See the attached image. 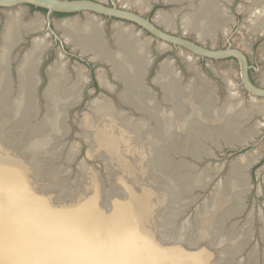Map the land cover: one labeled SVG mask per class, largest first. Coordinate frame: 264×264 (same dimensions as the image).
Segmentation results:
<instances>
[{"label": "bare ground", "instance_id": "bare-ground-1", "mask_svg": "<svg viewBox=\"0 0 264 264\" xmlns=\"http://www.w3.org/2000/svg\"><path fill=\"white\" fill-rule=\"evenodd\" d=\"M158 1L121 0L123 7L137 9L142 13L148 11L152 7V3ZM194 1L163 0V3L166 4L180 5L185 2L188 3V8L185 12H175L174 15L158 12L156 22L168 32H174L177 30L176 20L180 19L183 35L194 33L203 42L207 39L214 41L217 34L227 35L232 22V17L228 15L230 10L227 5H230L232 0H201L198 5H195ZM248 2L249 11L246 21L249 22L253 35L264 36V0H248ZM243 8L240 6V9ZM85 15L99 18L94 14L86 13ZM23 21V19L8 18L0 39V112L2 108H5V110L8 109V112H13V116L17 115L21 123L27 121H25L24 129H27L25 137L29 136V150L36 151L37 154L55 149L58 151V155H61L63 140L59 138L66 134L63 133L65 112L72 104L80 100L83 88L89 81L80 67L75 68L74 77L69 75L61 59L63 57L60 55V59L58 58L46 71L48 84L44 96L48 110L39 122L32 101L35 88L42 81L38 74L48 46L47 36H38L32 39L30 48L20 60H17V80H12L9 63L11 52L23 41V36L39 33L44 26L41 19H33L27 23ZM104 22L103 20L68 19L58 22L56 26L72 50L79 52L82 56H88L94 64L109 67L112 80L120 84L122 89L117 90L115 85L108 82L105 71L103 72L101 69L98 71L100 85L108 92L115 94L120 105L129 107L134 114L131 116L116 110L111 100L105 96L90 104L92 117L96 121L92 128L93 139H91L92 142L94 141V151L109 159L115 168L116 181L129 195L127 200L114 202L111 212L103 215L104 226L117 229L112 240L121 247V251L118 252L119 258L115 254L116 258L123 259L122 264H214L218 258L217 254L221 252L220 249L226 247V240L221 238L222 247L215 250L209 249L206 246L209 236L206 234L205 228V231L197 233L199 235L197 241L203 250L201 247V251L191 254L181 248L164 250L156 237L157 231L155 232L152 223L155 221L157 213L162 214L163 226H168L167 223H164L168 218L171 223H174V218L179 211L175 210L173 206L178 207L193 201V198L182 200L179 196L181 192L176 191V188L172 190L169 180L174 182V180L183 179L191 186L193 185L191 178L194 175V171L191 170L195 165L203 163L202 157L204 158L205 155L209 157L215 147L217 148L223 143L241 147L249 144L255 138L262 128V124L259 122L250 126L249 124L257 115L263 114L264 103L251 96L243 104L242 97L240 98L239 95V86L226 77L223 82L226 85L227 94L225 102H222L221 105L214 88L193 72L191 65L188 64L194 77L183 82L180 71L174 68L173 63L168 60L161 63L160 70L153 79V83L163 93L161 99L156 98L155 92L146 84L153 62L152 40L143 39V31L136 30L133 25L115 22L112 26L113 42L110 43L104 33ZM179 29L181 30L180 27ZM157 49L161 53L168 49V45L160 42ZM261 83L264 85V73ZM10 96V100H5ZM10 101L12 102L11 106H8ZM135 115L139 118L134 117ZM16 155L7 152L0 143V187L10 188L9 195L14 201V205L25 213L26 207H31L30 204H25V195L32 206L34 205L33 207L39 205L42 208L50 209L49 201L47 202L50 195L45 196L40 193L39 186H35L29 178L28 167L30 164L24 159L28 155L23 156L22 159L17 158ZM166 155H169V158ZM177 155L184 158L181 167L174 166ZM159 159L163 161L160 162ZM256 159L255 154H245L232 163L227 181H222L215 192L220 196L216 208L209 210L206 214L207 229L213 226L214 214L218 213V210L220 213H224V222L236 217L238 212L240 213L238 211V209H242L240 202L243 201L244 192L249 186L247 173ZM189 160H192L193 163L189 166L191 169L187 166ZM160 169L175 171H172L171 178H168ZM187 170L191 173L187 174ZM204 171L200 177H197L198 180L196 178L194 180V183L197 181L201 184L196 183L192 189L187 188V191L202 190L207 187L210 181L205 180V175L208 173L210 175L214 171L216 173L217 168L211 166ZM95 185L96 178L91 175L86 185L88 193L85 196V193L82 194L85 197V202L80 205V208H74L75 210L68 212L72 219L82 222L85 226L94 220L90 213L94 207L97 208L95 203L97 199L93 200L91 194L96 188ZM30 188L34 192L37 191L43 198L32 196ZM215 199L217 198L215 197ZM224 205L227 208H224ZM208 206H211L210 203ZM172 211L174 214L171 213ZM63 213L64 216H67V212ZM163 226H161V230L163 238H165L169 226L165 229ZM185 235L181 230L178 234L179 244L185 239ZM94 243L103 249L107 248V242L97 238L81 246L77 244L74 250L80 252L83 259H104L102 260L106 262L104 264H109V259L114 260L112 258L115 255L111 252L104 256L98 255L95 252ZM236 244L237 242L229 245L234 248ZM108 248L113 251L114 247L110 244Z\"/></svg>", "mask_w": 264, "mask_h": 264}, {"label": "rangeland", "instance_id": "rangeland-1", "mask_svg": "<svg viewBox=\"0 0 264 264\" xmlns=\"http://www.w3.org/2000/svg\"><path fill=\"white\" fill-rule=\"evenodd\" d=\"M91 1L101 2L107 7H110L112 3H115L118 8H122L124 10L127 9L123 7L121 0ZM200 1L201 0H195L194 4L198 5ZM183 3L180 5L175 3L166 4L163 3V0H159L156 3H152V7L144 13L133 8H129L127 10H131L144 18H148L153 24L158 25L156 22L158 12H164L166 15H174L175 12H185L186 8H188V3ZM240 6H243L244 8L240 9ZM248 6V0H232L230 5H227L228 10H230L228 11V15L232 17V22L229 25L230 30L227 35L217 34V38L214 41L207 39L204 42L199 40L194 33L184 35V37L186 39L196 41L208 49L224 50L226 48H231L241 51L247 59L249 66L248 74L251 82L256 87L264 89V85L261 83V78L264 73V36H261L260 34L253 35V32L250 29V24L246 21L249 11ZM79 13L84 15L86 14L85 12ZM93 14L101 19H105L103 20L105 21L104 33L106 37H108L110 43L113 42L112 26L115 22L133 25L136 30L143 31V39L148 38L152 40L153 43L151 42V53L153 55V62L150 67L149 75L146 79V84L155 92L156 98L161 99L163 93L162 90L153 83V79L157 76L161 63L168 60L173 63L174 68L180 71L183 82H187V80L194 77V74L189 70V65H191L193 72L199 75L206 83L214 88L221 105L222 102H225V96L227 94L226 85L223 82L226 77H229L239 86V95L240 98L242 97L243 104H245V101H248L251 96L264 103V97L252 95L242 85L239 64L236 59L226 58L212 60L209 58H203L195 53H192L188 49L179 46L175 47L167 43L168 49L166 50L168 51L164 50L165 52L162 51L159 53L160 51H158L157 46L163 41L156 39L153 35L144 31L141 27H138L133 23L108 18L95 13ZM23 20L24 23H27L33 19ZM41 20L44 22L41 32L23 36V41L11 52L9 62L12 70V80H15L17 78L15 75L18 62L17 60H19L30 48L32 39L38 36L48 37H46V42L48 44L45 52L46 54H44L42 65L38 74L39 77H41L40 79H42V84L38 89L36 97L37 106L41 113L39 120L44 115L46 107V103L42 97L46 85L48 84L46 71L49 66L57 61L58 58L60 59L61 56L63 57L61 59L64 62L69 75L74 77L75 68L80 67L85 72L89 82L86 84L85 88H83L82 100L80 103L68 111L65 127L68 128L69 133L67 135L63 134L59 138L60 140H64V143L62 142L64 146H61V155H58L59 153L55 149H51L46 153H37V155H39L38 157H41L42 160L39 163H37L36 160H32L28 163L30 164L28 167V170L30 171L29 178L34 182L35 186H39L40 193L43 195L45 194V196L50 195V197L48 196V200L52 203V207L55 212L63 213L64 211L67 212L75 210L74 208L76 205L79 204L80 206L83 202H85V197H83L82 194L85 193L84 196L87 195V180H90L91 175L94 176L96 178V188L91 192V194L93 200L97 199L95 200L97 208L94 207L90 215L95 221L104 223V218L101 215L110 213L114 202L124 201L125 199H123V196L125 191L123 190L122 185L119 184V182L116 181L117 179L112 175L114 173V169L111 168L114 166H112L109 159L106 158L105 155L98 154L94 151V141L92 142L91 139H93L92 128L94 127L96 121L92 117L90 104L95 100H99L102 96H105L111 100L112 105L116 108V110H120L131 116L134 114L129 107L120 105L115 94L108 92L100 85L98 81V71L101 69L103 72L105 71V76H107V80H109L108 82L115 85L117 90L122 89L120 84L112 80L109 67L90 62L88 56H83V60H80L77 57L80 55L79 52L72 50L71 47L66 44L62 33L57 29L56 25L58 22L68 19ZM7 21L8 18L0 12V39L5 30ZM176 23L177 30L174 32L169 31V33L182 35L183 28L180 23V19L176 20ZM160 29L164 28L161 26ZM2 110H5V108H2ZM6 112L8 115L13 117V112H8V109ZM260 116L261 118H259ZM134 117L139 118L137 115ZM255 122L261 123L262 128L259 130V134L257 133L255 138L252 139L253 141L251 140V143L249 142L248 145L243 148L242 146H236L234 149H227L224 147V149L221 150H214L213 153L209 154V157H206V155L204 158L202 157V161L204 162L199 165H195L193 167L194 170H191L194 171V175L191 178V182L193 180V185L189 186L186 183L187 181L183 179H177V181L174 180L176 191L179 190V192H181V194L179 193V196L182 200H190L193 198V201L190 203L186 202L178 207L173 206L175 210L179 211V213L175 216L174 223H171L169 218L168 220H165L164 223H167L169 226V231L167 232L168 234L165 239L163 238L164 235L161 230V226L163 225L158 223L161 214H156V216H158H155V221H153L152 224L155 232L157 231L155 234L158 235L159 238L163 239L165 243L164 247L179 248L180 245L178 241L175 242L176 240H174V234L183 230L186 234L184 237L185 239L182 241L184 250L190 254L199 251L201 248L195 247L197 239L199 238L197 237V233H201L203 230L205 231L206 228V234L209 236L206 246H208L209 249L212 248L215 250L220 247L222 245L221 238L227 242L226 247L221 246L222 248H219L221 252H219L220 250L217 251L219 252L217 254L218 258H216L214 264H264V112L262 115H257L250 122L249 126L254 125ZM89 124H91V126L88 127ZM22 131L24 130L22 129ZM26 131L27 129H25V132ZM216 142L218 143L219 140ZM245 154H255L257 159L247 173L249 186L247 185L248 188L246 187V191L244 192L245 197L243 201L240 202L242 205V209H238L240 213L238 212V214L235 215L236 217H232L224 222V213H220V210H218V213L214 214V221H211L213 226L207 229L208 223L206 224L205 221H207L206 214L210 209L208 204L213 199L219 184L222 181H227L228 176L230 175L229 170L232 163L239 160ZM161 155L162 154L160 153V156ZM166 157L169 158V155H166ZM175 163V167L183 166L184 158L177 155ZM190 165H193L192 160L188 161L187 166L189 167ZM211 166L217 168V171L216 173H214V171L211 172L210 175L209 173L205 175V180L208 179L210 181L208 186L204 187L202 190L195 189L191 192L187 191V188L192 189V186L194 187L196 183H200L197 181L194 183L195 178L198 180L197 177H200L205 172L204 170L209 169ZM189 168L191 169V167ZM173 169L169 170L170 174H172ZM191 171L187 170V174L191 173ZM51 193L53 194L51 195ZM219 197V195L216 196L217 204L219 202ZM221 203L222 202L220 201V204ZM223 207L227 208L225 205ZM211 210L212 209H210V211ZM148 226L150 225L148 224ZM168 226H163V229ZM103 236L106 239H109L106 234ZM235 242H237V244L234 248H232V245L229 244H234Z\"/></svg>", "mask_w": 264, "mask_h": 264}, {"label": "water", "instance_id": "water-1", "mask_svg": "<svg viewBox=\"0 0 264 264\" xmlns=\"http://www.w3.org/2000/svg\"><path fill=\"white\" fill-rule=\"evenodd\" d=\"M29 6L45 9L46 14L42 11L32 10ZM0 12L9 19L105 20L79 13L85 12L88 14L95 13L108 18L133 23L134 25L141 27L147 33L153 35L156 39L175 47L179 46L188 49L200 57L212 60L226 58L236 59L239 64L241 83L244 88L252 95L264 97V89L256 87L251 82L248 74L249 66L247 59L241 51L231 48H226L224 50L208 49L196 41L186 39L183 34L174 35L165 29H160L159 25L153 24L148 18H144L131 10L118 8L115 3H112L110 7H107L101 2L91 0H0ZM54 13H65L66 15L58 16L54 15ZM77 57L80 60H83L82 55H78ZM10 71L12 77V70ZM15 80H17V78ZM41 82L39 83V86L35 88L36 90L34 91V98L32 101V106H34L36 111L35 115H37V119H39V116L41 115L36 101L38 89L42 84ZM42 97L46 103V113L48 106L44 92ZM81 97L78 102L72 104L67 109L65 112V121L67 120L68 111L80 103ZM10 99L11 96L5 100L8 101ZM11 101L8 106H11ZM44 115L41 117V120ZM41 120H39V122ZM25 121L23 124L17 115L12 117L7 114L6 110L1 109L0 143L6 148L7 152L13 153L14 155L17 154V158L19 157V159H22L23 156L28 155L24 158L27 163H30L32 160H36L37 163H39L42 160L41 157H38L39 155L35 153L36 151L29 150V136L27 138L25 137L26 132L24 125H26L27 122ZM22 129L24 131H22ZM63 129H65L64 133L67 135L69 133L68 128L64 125ZM63 143L62 146H64ZM236 146L231 145L230 143H223L217 148L215 147V150H221L224 147L227 149H234ZM243 147L244 146H242V148ZM159 161L162 162L163 160L159 159ZM111 169H114V173L112 175L115 177V168L112 167ZM161 172L168 178H171L169 171H164L162 169ZM169 182L171 183L172 190L176 188L173 180H169ZM28 184L27 185L30 186V183ZM30 189L32 196L35 195L38 198H43L37 193V191L34 192L32 188ZM9 190L10 188L0 187V264H104L106 263L102 261L104 259H83L80 252L74 250L77 244L81 246L82 244L90 243L91 240H95L97 238H101L107 242V248L104 249L94 243L95 245L93 246H96L95 252L98 255L102 254L104 256L105 254L111 252L114 255L116 254L119 258L118 252L121 251V247L116 245V243L112 240V237L117 233L116 228L105 227V223H100L95 220L85 226L82 222L72 219L68 214L69 211H67V213L65 212L67 216L60 215L64 213L55 212L52 207V203H50L49 200H47V202L49 201L48 204L50 209L42 208L39 205L33 207L34 205L32 206L30 201L26 198L27 195L24 196V202L26 205L30 204L31 207L25 206V213L14 205V201L9 195ZM216 195L217 194H214L213 199L210 202L211 206H208L212 210L217 206V199L214 200ZM123 197L125 200L129 198L127 191L124 192ZM171 197V199H173V196ZM76 206V209L80 208V206ZM171 213L174 214V211ZM162 220L164 221V219H161L160 216L158 220L160 225H162ZM179 233L180 232H176V234H174V240H176V242L178 241V243ZM104 234H106L109 239H106L103 236ZM156 237L161 242L162 249H176L164 247L165 243L163 239L159 238L158 235H156ZM197 237H199V235H197ZM182 243L179 244V249H184ZM110 244L114 247L113 251H110L111 248H108ZM199 244L200 243L197 241L195 247L201 248L202 246ZM201 250H203V247ZM116 255L112 258L114 260H108L109 264H122L123 259L116 258Z\"/></svg>", "mask_w": 264, "mask_h": 264}, {"label": "trees", "instance_id": "trees-1", "mask_svg": "<svg viewBox=\"0 0 264 264\" xmlns=\"http://www.w3.org/2000/svg\"><path fill=\"white\" fill-rule=\"evenodd\" d=\"M29 7H31V9L32 10H37V11H42V12H45L46 13V10L45 9H40V8H36V7H34V6H29ZM54 15H66L65 13H54Z\"/></svg>", "mask_w": 264, "mask_h": 264}, {"label": "flooded vegetation", "instance_id": "flooded-vegetation-1", "mask_svg": "<svg viewBox=\"0 0 264 264\" xmlns=\"http://www.w3.org/2000/svg\"><path fill=\"white\" fill-rule=\"evenodd\" d=\"M46 14V13H45Z\"/></svg>", "mask_w": 264, "mask_h": 264}]
</instances>
